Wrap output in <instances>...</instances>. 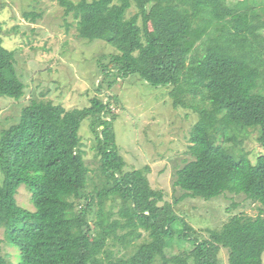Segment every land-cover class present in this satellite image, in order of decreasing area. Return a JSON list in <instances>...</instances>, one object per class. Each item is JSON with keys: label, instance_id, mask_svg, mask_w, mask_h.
<instances>
[{"label": "trees", "instance_id": "trees-1", "mask_svg": "<svg viewBox=\"0 0 264 264\" xmlns=\"http://www.w3.org/2000/svg\"><path fill=\"white\" fill-rule=\"evenodd\" d=\"M58 1L81 38L116 49L97 59L104 75L171 87L175 107L199 113L194 158L175 182L182 197L245 195L259 213L234 214L205 237L176 211L179 200L166 201L150 185L149 168L127 169L107 119L110 103L94 97L89 107L66 110L33 99L0 135V264H220L222 250L229 264H264V154L254 161L243 144L257 132L264 147V0H247L249 12L230 0ZM40 16L25 13L33 22ZM2 31L0 21V97L19 100L26 84ZM159 50L160 63L148 70L146 59ZM86 119L97 135L103 185L81 149ZM23 185L34 210L17 202Z\"/></svg>", "mask_w": 264, "mask_h": 264}, {"label": "rangeland", "instance_id": "rangeland-1", "mask_svg": "<svg viewBox=\"0 0 264 264\" xmlns=\"http://www.w3.org/2000/svg\"><path fill=\"white\" fill-rule=\"evenodd\" d=\"M229 3L238 12L252 9L247 0H230ZM64 9L58 0H0L3 44L14 51L18 72L26 84L21 99L0 97V135L19 122L22 108L33 99L51 100L70 110L89 107L92 98L99 97L110 103L112 113L107 119L113 120L114 137L127 169L149 168L145 173L150 185L163 191L166 201L179 200L174 208L202 235L208 236L206 229L220 227L234 214L257 216L258 203L245 195H221L211 200L182 197L184 191L175 182L178 171L194 158L190 152V135L200 118L199 113L175 107L171 87L152 86L138 75L125 78L121 73L104 75L98 60L116 49L101 40L81 38L77 20L72 14L66 16ZM26 12L41 16L33 22L25 17ZM136 12L137 8L132 7L128 16ZM160 61L161 50L146 59L145 67L153 70ZM91 123V119H86L80 128L81 149L95 184L103 185L97 135ZM243 144L254 161L264 154L257 132L250 134ZM4 179L0 170V184ZM16 197L19 205L34 210L31 192L25 185ZM97 210L95 207L89 215L91 223L96 220ZM2 234L0 230V237ZM220 259V264H229L226 250H222Z\"/></svg>", "mask_w": 264, "mask_h": 264}]
</instances>
